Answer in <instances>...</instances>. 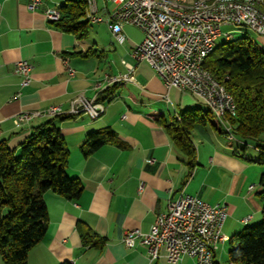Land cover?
<instances>
[{
	"label": "crops",
	"instance_id": "obj_1",
	"mask_svg": "<svg viewBox=\"0 0 264 264\" xmlns=\"http://www.w3.org/2000/svg\"><path fill=\"white\" fill-rule=\"evenodd\" d=\"M65 1L41 0L30 11L31 0H0V142L6 141L18 154L32 129L52 121L69 152L67 175L83 188L76 202L44 193L47 232L29 251L26 264H172L163 252L152 261L143 247L128 250L121 239L128 231L149 232L156 216L165 213L168 202L181 192L226 206L222 234L227 241L217 246L214 263L229 264L228 240L261 220L264 200L258 193L264 167L256 163L259 151L252 144L226 141L216 120L208 117L200 122L197 116L187 118L183 126L189 145L177 142L169 127L180 115L204 116L207 108L188 93L167 92L146 63L131 58L132 49L143 40L137 28L123 25L125 41L118 44L104 24H89L82 40L54 27L43 13ZM96 4L101 17L113 9L100 0ZM18 61L31 65L30 82L23 88L13 72ZM122 62L134 67L135 82L114 84L115 96L103 103L104 111L96 120L79 114L14 125L20 113L52 106L66 112L75 98L92 100L97 82L126 74ZM103 130L113 135L115 143L84 157L86 135ZM148 160L154 163L149 165ZM78 223L103 239V245L82 248ZM175 264L196 261L184 256Z\"/></svg>",
	"mask_w": 264,
	"mask_h": 264
},
{
	"label": "built area",
	"instance_id": "obj_2",
	"mask_svg": "<svg viewBox=\"0 0 264 264\" xmlns=\"http://www.w3.org/2000/svg\"><path fill=\"white\" fill-rule=\"evenodd\" d=\"M100 1L112 5L113 9L105 17L98 16L96 0H93L96 24H104L118 44L125 41L123 25L137 28L143 34V40L132 49L130 56L136 63H146L160 77L167 92L175 89L210 104V111L216 112V122L221 123L216 98L217 94H224L232 116H235L233 98L223 84L206 76L205 84H198L197 75H204L202 60L207 58L206 49L221 36V27L244 28L264 37V22L253 16L252 11H243L241 0ZM192 2H211V10H192ZM40 4L41 0H31L28 9L33 11ZM43 15L49 22L59 19V11L55 8L46 9ZM229 34H225V39ZM122 64L126 74L105 77L97 82L94 86L96 97L92 100L75 98L66 112L52 106L42 112L20 113L14 117V125L20 127L39 117L79 114L96 120L104 111L103 103L96 101L103 89L111 87L113 80H121V85L135 82L134 67L125 62ZM13 68L14 74L21 78L20 87H26L30 82L31 65L27 61H18ZM68 74L73 76L74 71L68 68ZM222 131L224 138H234L228 136L223 123ZM147 163L152 165L154 161ZM225 220V205H210L181 192L168 202L165 213L156 216L149 232L128 231L121 243L128 250L143 247L152 261L158 260L163 252L166 261L172 264L184 256L193 258L196 264H214L217 246L227 241L222 234Z\"/></svg>",
	"mask_w": 264,
	"mask_h": 264
},
{
	"label": "trees",
	"instance_id": "obj_3",
	"mask_svg": "<svg viewBox=\"0 0 264 264\" xmlns=\"http://www.w3.org/2000/svg\"><path fill=\"white\" fill-rule=\"evenodd\" d=\"M260 10L264 14V3ZM58 11L59 19L51 22L54 27L78 40L87 36V0H66ZM202 68L223 84L233 98L235 116L228 118L233 141L252 144L259 151L256 163L264 167V142L258 140L264 134V47L247 37L226 41L215 47ZM116 86L103 89L96 101L110 102ZM196 116L199 122L206 117L211 121L216 119L208 110L204 116L180 115L179 122L175 121L169 127L180 144L189 145L183 122ZM217 124V130L224 136L222 126ZM114 143L113 135L107 130L90 132L81 152L88 157L102 146ZM190 151L193 154L191 146ZM68 154L60 131L52 121L32 129L20 143L18 154L6 141L0 142V258L3 264H26L29 251L45 237L44 193L51 192L70 202H76L80 197L81 183L66 172ZM193 164V161L189 162L190 166ZM259 187L258 196L264 200V172ZM76 230L82 248L103 245V239L91 233L84 224L78 223ZM228 247L229 264H264V207L260 222L231 237Z\"/></svg>",
	"mask_w": 264,
	"mask_h": 264
},
{
	"label": "bare ground",
	"instance_id": "obj_4",
	"mask_svg": "<svg viewBox=\"0 0 264 264\" xmlns=\"http://www.w3.org/2000/svg\"><path fill=\"white\" fill-rule=\"evenodd\" d=\"M264 0H241V7H243V11H252L253 16H257V19L264 22V14L261 12L260 8H262ZM211 10V2H192V10ZM86 20L89 24L95 25L96 22L93 19V1L87 0V11H86ZM231 34L226 38L229 41ZM217 41V40H216ZM216 41H213L212 46L206 49V56L211 55L216 47ZM205 60H202V66ZM203 70V68H202ZM204 75H197V83L205 84V76L209 77V79H213L206 71L203 70ZM121 84V80H113L111 85ZM207 110L216 118V112L210 111V104L206 102H201ZM216 106L220 112V118L222 120L223 125L226 128V132L228 136H232V129L228 123V118L234 117L232 116V111H230V104L226 100L224 94H217L216 98ZM222 123L219 124L222 126ZM227 140L233 141V137H226Z\"/></svg>",
	"mask_w": 264,
	"mask_h": 264
},
{
	"label": "rangeland",
	"instance_id": "obj_5",
	"mask_svg": "<svg viewBox=\"0 0 264 264\" xmlns=\"http://www.w3.org/2000/svg\"><path fill=\"white\" fill-rule=\"evenodd\" d=\"M230 33L231 37L229 39V41H235L238 40L242 37H247L250 41L264 47V37H259L256 34H254L253 32L244 29V28H233V27H229V26H223L221 27V36L217 39L216 41V46L225 43L227 40L225 39V34ZM199 107L205 111L204 107L199 105ZM261 142H264V134L261 135L258 139ZM251 146L248 145L247 147V151H250Z\"/></svg>",
	"mask_w": 264,
	"mask_h": 264
}]
</instances>
